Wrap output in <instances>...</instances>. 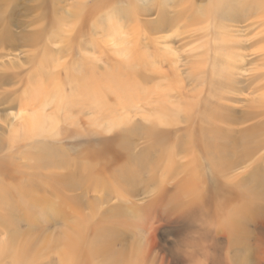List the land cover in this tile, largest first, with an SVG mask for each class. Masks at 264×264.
Listing matches in <instances>:
<instances>
[{
    "label": "rangeland",
    "instance_id": "obj_1",
    "mask_svg": "<svg viewBox=\"0 0 264 264\" xmlns=\"http://www.w3.org/2000/svg\"><path fill=\"white\" fill-rule=\"evenodd\" d=\"M154 1L86 0L82 15L73 17L79 0H0V167L27 163L35 165L31 172L52 177L40 183L48 190L22 195L19 183L0 175V246L10 249L19 230L33 231L14 245L32 241V248L6 252L0 264H71L61 253L71 251L64 237L76 227L74 264H264L263 183L255 178L264 171V147L247 152L244 161L241 142L225 155L189 147V134H163L173 128L153 116L160 96L154 87L171 86L205 87V106L227 98L238 113L246 106L264 113L252 100L264 97V0ZM160 9L174 19L155 31L145 23ZM232 15L246 20L230 27ZM226 34L239 82L233 88L213 83L208 62L203 79L211 85L197 83L204 55L212 62ZM124 37L130 47L121 46ZM46 48L55 63H39ZM52 48L61 51L59 60ZM124 48L133 55L125 56ZM81 74L92 88L88 100L80 93ZM122 78L143 90V98L138 94L126 107L109 88ZM98 86L103 106L89 99ZM55 87L63 91L60 102L50 95ZM59 106L57 131L23 132L26 115ZM121 112L125 120L114 119ZM256 120L264 129V114L253 122L214 124L237 141ZM208 136L201 137L211 142ZM228 156L233 160L225 166ZM63 173L80 186L65 185ZM223 195L236 212L220 209Z\"/></svg>",
    "mask_w": 264,
    "mask_h": 264
},
{
    "label": "bare ground",
    "instance_id": "obj_2",
    "mask_svg": "<svg viewBox=\"0 0 264 264\" xmlns=\"http://www.w3.org/2000/svg\"><path fill=\"white\" fill-rule=\"evenodd\" d=\"M162 1L169 2L170 0H162ZM156 2H158V1H156ZM78 4L79 5H77L76 11L73 14H71L73 17H75L76 15L78 16L80 13H83V9H85V7H86V0H79ZM251 4H254V3L250 2L249 5H251ZM161 5H162V2H161ZM241 5L242 4H240V6ZM160 7H162V6H160ZM190 7L192 9H194L195 4L192 3L190 5ZM142 8H146V6H143ZM185 8H186V5L181 7L180 13H182ZM61 9H63V11H66V9H64V8H61ZM143 10L147 11L146 9H143ZM160 10H162V11H160ZM160 10H159L160 12H158V14L156 13L157 14L156 18H154L150 21H146V23H145L146 26H148L150 29L155 30V31L164 28L167 21H169L170 19L171 20L174 19V17H172V15L170 13H169L170 14L169 15L168 13H166L165 10H163V9H160ZM199 10H200L201 14H204L206 8L202 7ZM68 13H69V11H68ZM80 15H82V14H80ZM241 18H245V16L244 17L241 16ZM241 18L238 15H232L231 19H230L231 23L228 25H230V27L231 26L234 27V26H237V23H240V22H243L246 20V19H241ZM254 18L255 19L259 18V15H256V17H254ZM226 37H227V34L223 35L224 39H222L221 42L224 44L217 47V50L215 52V57L213 56L214 60L212 62L208 61L211 59L208 53H206L204 55V58L201 61L202 65L199 67L200 71L198 72V75L196 78L197 83H206V84L208 83V82H205V79H203L205 77L203 73L208 69L207 66L211 63L212 67L210 69V72L212 71L213 83L223 82L222 84L225 85V87H229V88H233V86H234L233 82L236 84V80H238L236 77H234L235 76L234 70L237 67V65H236L237 63L234 61V57L236 54H235L234 50H232L233 48L231 47V44H229V39H227ZM128 40L129 39H127L126 37H124L122 40H119L121 46H124L123 42H125L126 46H127V43L129 44ZM232 46H235V45H232ZM47 48L42 53V56H41V59L39 62L40 64L49 65V63H51V62H53V63L56 62L55 59H50L48 61L49 49H47ZM51 50H52L53 56L56 55L57 60H59L60 55H61V51L60 50L56 51L53 48ZM129 50H130L129 48H128V51L126 48H124L123 50H121V52L123 54H125V56L133 55L132 50H130L131 52H129ZM240 56H241L240 54H237V56H236L237 59L240 58ZM79 62H80V64H84L86 61L81 59V61H79ZM208 62H209V64H208ZM172 63H173V61H172ZM219 63L222 64L221 68L218 66ZM56 64H57V66H62L61 62H57ZM173 68H174V70H176L175 66ZM215 75H221V76H223V79L221 81H219L218 79H215ZM78 77L79 78L84 77L83 79H85L84 83H82L83 85H82L80 93L83 97H85L87 99L86 93L87 92L91 93V90H92V88L89 84V79H86L88 77L85 76V74H81ZM109 82H113V81H109ZM180 82H181V80H180ZM238 82H239V80H238ZM133 83H131V82L126 83L125 79L122 78V79L114 80V84L109 86L111 91L116 94L117 99L119 100V104L123 105V107H126V106L132 104L134 102V99L137 97V95L139 94L141 97V95L143 93V90L138 89L137 85H135V87H134L135 83L134 84ZM208 85H211V84L208 83L207 86ZM203 88L205 89V87H203ZM58 89H59V87H55L54 90H52L50 92V95H54L53 98L55 99V101L60 102L62 95H63V91H60ZM185 89L186 88L183 86L182 87L171 86V87H166L164 89H159L158 87H154V89H153L154 90L153 94H156V95L160 94L159 101H157L158 105L156 107V111H155L156 113L153 114V116H158L156 119V122H154V123L164 124V128H165V126H171L173 128L171 130H170V128L164 129L163 134H166V133L189 134V136H190L189 141H187V143H184L185 145H187L189 147L191 146V147H201V148L210 149V150L218 152L220 155H225L228 148L230 147V145L235 144L236 142H241L242 144H241V146H239L241 148L240 153H239V158L241 159V161L245 160L244 155H246L247 152H249V153L254 152V150L256 149L255 147H259L261 145L264 147V139L260 138L264 134V129H260L261 123L258 122L257 120L255 121L257 123H255L252 126V128L245 129L242 131V134L244 136L239 137L237 141H234L230 138H228V140H227L225 137H223L222 133L217 129L218 127L215 126V124H214L216 121H222V122L228 121V122L233 123L234 121L237 122L238 120H241L243 122L244 121L247 122L250 120L251 122H253L260 114H264V113H262L263 110L252 112L249 110V108L247 109V106H246V110L242 109L241 112L238 113L233 108H231L230 104H227V102H228L227 98L225 100L220 99L224 104L220 103L218 100H215L214 104H210V105L205 106V104H203L204 99H203V97H201L202 96V91H201L202 89H200V90H198L196 88H193L190 90H187V89L185 90ZM241 90L242 89H240L238 93L242 94ZM99 91H100V87L99 86L95 87L93 90V95H91L89 97V99L91 100L92 103H95L99 106H103L104 105V99H103V97H101L97 93ZM191 91L193 92V94H191ZM237 91L238 90H236V92ZM231 93H233V92H231ZM236 95H237V93H236ZM141 98H143V97H141ZM49 99H52V98H49ZM186 99H190V100H186ZM252 100L259 102L260 108L264 107V97L253 98ZM51 104H53V101L51 102ZM41 106H44V102L42 103ZM244 108H245V104H244ZM60 110H62L61 106H59L57 108L56 112H55V110L53 112L52 111L47 112L46 109H44L43 112H41V113L34 112L32 114L26 115L25 121L23 124V132L25 134L40 135L44 132L50 133L52 131L53 132L57 131L59 129L58 128V125H59L58 124V118H59V120H61ZM237 113L239 115H237ZM121 114L123 115L122 112H121ZM122 115L118 116L117 114H115L114 119L125 120L124 119L125 116L124 115L122 116ZM205 121H208V123H210L209 126H207V127L204 126ZM174 128L176 130H174ZM204 128H206V129H204ZM154 132L159 133V130L156 129ZM206 134L209 135L208 137H210L211 142H208L207 140H205L204 138L201 137V136L206 135ZM218 136L220 138H217ZM224 139H226V140H224ZM252 141L256 142V144L252 145V143H251ZM52 155H55V154H51L50 156H52ZM232 160L233 159H231V157H229V156L226 157L224 159L225 166H230V162ZM14 164L15 165H12L13 167H8V168L10 171L15 170L16 175H13L10 171H8L7 168L2 167V166L0 167V175H2L3 177H10V178H8V180L13 181L15 184L19 183L18 186L21 188L20 192L22 193V195L33 194V193L38 192L40 190H43V191L48 190V188H45L43 185H40V183H44V181L50 182L52 180V177L43 176L37 171L35 173L31 172L35 168V165H31V164H27V163L19 165L17 162ZM62 166H64V165H62ZM62 175H63L62 182L65 185L69 184L68 186H75V187L80 186V185L76 186L73 184V182H70L71 179L74 178V177H72L71 173H65V174L63 173ZM255 178L260 183H263V190L261 189L259 197L264 196V171L258 172L256 174ZM30 187L32 190H30ZM53 187H56V186L52 185V187H51L52 191L57 192V190ZM255 194L257 196V191ZM226 198H228L227 195L222 196V199L224 200V202H223L222 206H220V209L226 210L229 208V209L236 212L237 209L234 207L233 203H230L229 199L227 200ZM238 210H239V208H238ZM242 210H244V209H242ZM239 216H241V215H239ZM233 217H234V215H233ZM23 220L24 219H22V224H23ZM30 221L33 222V220H30ZM20 222H21V219L19 221H17V225ZM227 222H229V221H227ZM228 224L230 225V222ZM33 225H35V224H33ZM18 226H20V225H18ZM74 227H76V226H74ZM78 229L81 230L79 227L73 228V232L64 237V241H68L71 251L67 250V252H66V250H65L61 254H62V257H65L66 259H68L70 261L73 260L71 264H74V258L72 256V253L75 257L76 250H77L76 243H77V240L80 238L79 236L81 234ZM31 234H33V231H31V230H22V229L19 230L13 236L14 240H11L10 249H8V247H6V245H5L6 248L4 246H0V256L5 255L6 252L8 255L11 250H15L17 253L22 252V250H23V252L25 254L29 249L32 248V246H33L32 241H25V243H23L22 242L23 240H21V242H19V243H21L19 245L20 247H18V245L17 246H14V245L17 243V241H16L17 238H20V237L22 238V237H25L26 235H31ZM78 260H79V256H78ZM17 261H14L12 264H15Z\"/></svg>",
    "mask_w": 264,
    "mask_h": 264
}]
</instances>
